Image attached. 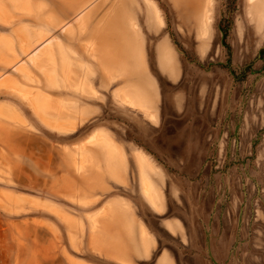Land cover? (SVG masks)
<instances>
[{
    "label": "rangeland",
    "instance_id": "374dc122",
    "mask_svg": "<svg viewBox=\"0 0 264 264\" xmlns=\"http://www.w3.org/2000/svg\"><path fill=\"white\" fill-rule=\"evenodd\" d=\"M249 8L0 0V264H264Z\"/></svg>",
    "mask_w": 264,
    "mask_h": 264
},
{
    "label": "crops",
    "instance_id": "0c3cea01",
    "mask_svg": "<svg viewBox=\"0 0 264 264\" xmlns=\"http://www.w3.org/2000/svg\"><path fill=\"white\" fill-rule=\"evenodd\" d=\"M250 8L249 13L252 17V20L255 22L256 27L260 28L264 23V0H249ZM129 18V17H127ZM130 46L134 44V41L132 40L131 43H129ZM125 59H123L124 61ZM144 91L143 88H138L135 93L133 94V97L135 96L137 100L146 101L145 96L142 98V92ZM136 93H140L141 96L135 95ZM134 97V98H135ZM132 99V98H131ZM136 100V99H135ZM158 202V201H157Z\"/></svg>",
    "mask_w": 264,
    "mask_h": 264
},
{
    "label": "bare ground",
    "instance_id": "6f19581e",
    "mask_svg": "<svg viewBox=\"0 0 264 264\" xmlns=\"http://www.w3.org/2000/svg\"><path fill=\"white\" fill-rule=\"evenodd\" d=\"M202 17H203V16H202ZM158 18H159V17H158ZM127 19L129 20V18H127V17H125V16H122V17L119 19V22H118V23H119L121 26H128V22H129V21H128ZM129 25H130V24H129ZM118 35H119L118 38L124 39V40H126V41L129 39V36L127 37L128 33H125L124 31H122V32L120 31ZM87 45H88V44H87ZM85 48H86V47H85ZM106 48H107V47H106ZM106 50H107V49H106ZM91 51H92V50H91ZM89 52H90V51H89ZM108 52H109V51H108ZM105 53H106V52H105ZM109 55H110V54H108V57H109V59H110L112 56L110 57ZM108 57L106 56V58H108ZM114 57H115V56H114ZM123 59L126 60V57H125V58L123 57ZM110 60H111V59H110ZM110 60H109V61H110ZM114 60H116V58H115ZM107 61H108V59H107ZM111 61H113V60H111ZM118 61H119V60H118ZM110 63H111V62H110ZM118 63H120V62H117V65H118ZM112 64H114V63H112ZM120 65H121V64H120ZM121 66H122V65H121ZM104 73H105V72H104ZM47 74H48V73H47ZM13 89H14V91H15L18 95H20V96L22 95V96H23V94H24L23 91H22V92H23V93H22L21 90L15 88V87H13ZM22 96H21V97H22ZM23 97H24V96H23ZM23 97H22V98H23ZM27 97H28V96H26V97H24V98H27ZM125 99H126V98H125ZM30 102H31V101H30ZM33 105H34V104H32V106H33ZM35 106H36V105H35ZM39 106H40V105H39ZM38 108H39V107H38ZM107 146H108V145H107ZM91 156H92V155H91ZM84 158H85V157H84Z\"/></svg>",
    "mask_w": 264,
    "mask_h": 264
}]
</instances>
